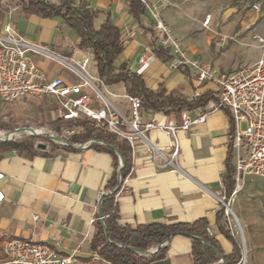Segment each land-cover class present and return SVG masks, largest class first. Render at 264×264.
Returning <instances> with one entry per match:
<instances>
[{
  "label": "crops",
  "instance_id": "0c3cea01",
  "mask_svg": "<svg viewBox=\"0 0 264 264\" xmlns=\"http://www.w3.org/2000/svg\"><path fill=\"white\" fill-rule=\"evenodd\" d=\"M70 1L95 9L98 12L95 26L110 17L123 38V49L114 61L115 67L124 66L140 74L147 88L161 91L164 96L188 99L196 88L201 93H212L217 89L208 81L196 86L195 79L188 75L186 68L172 69L167 60L152 51L150 33L144 29V26L153 29L148 13L139 23L129 14L126 0ZM162 18L167 24L163 14ZM6 24L26 39L52 49L70 63L88 59V65L93 63L98 76L93 53L88 48L77 46V34L60 15L44 17L23 11L17 0H0V35ZM205 30L206 40H209L213 36L212 30ZM184 44L191 49V56L211 63L224 73L239 69L237 65L241 63L250 65L258 57L257 54L252 61L249 57L244 61L236 58L227 62L220 55L213 57L206 51L201 52L192 40L185 39ZM144 50L153 53L155 58L139 72L138 60ZM34 61L47 78L60 75L64 79L78 81L61 61L39 55L34 56ZM107 88L125 92L122 83L107 85ZM116 106L128 114L125 100L118 101ZM202 108L187 110L191 117H195ZM166 110L142 109L141 121L145 122L151 116L178 124L180 114ZM231 126L229 111L219 109L208 113L203 123L190 126L186 132L178 129L179 153L174 165L165 163L163 158L154 159L143 142L136 140L129 171L113 194L116 222L132 228L150 223H192L204 219L212 230V235H208L215 241V249L223 255L230 254L231 243L217 229V212L221 205L216 194H221L224 188L223 177L229 154L233 167ZM146 136L165 153L169 151V137L165 131L150 129ZM66 147L59 146L53 153L32 154L0 149V170L3 173L0 180V192L3 194L0 200V252L7 238H30L55 247L61 254L74 253L69 264H110L91 249L90 240L98 221L99 199L117 185L118 157L116 162V153L109 152L106 148L110 147L100 143L83 149ZM113 176L116 185L108 189L107 184ZM192 238L184 233L170 236L163 244L165 257L150 264H194L190 254Z\"/></svg>",
  "mask_w": 264,
  "mask_h": 264
},
{
  "label": "built area",
  "instance_id": "2783aa9c",
  "mask_svg": "<svg viewBox=\"0 0 264 264\" xmlns=\"http://www.w3.org/2000/svg\"><path fill=\"white\" fill-rule=\"evenodd\" d=\"M140 1L152 20L157 44L168 49L169 67L186 68L188 75L195 79L196 86L204 81L217 86L211 93V98L195 117H191L188 110L183 109L178 124L172 120H156L151 116L142 122L140 97L109 90L98 76L87 72L88 59L80 63H70L52 49L26 39L10 24L4 26L3 34L0 35V100L13 102L26 96H49L56 103L58 118L63 122L76 123L82 120L98 130L126 140L131 149V159L134 157L135 141L141 140L146 151L150 152L154 159L163 158L165 163L171 165H174L179 153L177 130L186 132L190 126L203 123L208 113L227 109L232 123L230 139L235 181L230 196H234L246 180L259 179L264 186V37L255 35L259 55L252 64L230 73L220 72L211 63L191 56L174 37L160 15V6L166 1L162 0L158 5L148 0ZM262 2L264 0H254L251 10L258 12ZM210 19L211 14H206L202 24L207 26ZM36 55L63 62L78 81L73 82L60 75L47 78L34 61ZM154 58L153 53L144 50L138 60L139 72ZM95 82L102 86V89ZM104 93L125 100L128 104V114L121 111ZM200 94L196 88L189 99H196ZM150 129H159L167 133L169 137L167 153L162 147L148 140L146 131ZM94 143L107 142L90 137L74 144L87 146ZM2 178L3 173L0 170V180ZM2 198L3 194L0 192V200ZM216 198L223 206L224 213L228 214L230 208L225 202L228 197L224 188L221 194H216ZM105 217L106 215L101 214L97 219L103 223ZM206 232L212 235L209 226L206 227ZM160 244L163 246L164 242ZM156 248L157 244L147 250L153 254ZM73 258L74 253L61 254L55 247L30 238H7L3 241L0 252V264H69Z\"/></svg>",
  "mask_w": 264,
  "mask_h": 264
},
{
  "label": "trees",
  "instance_id": "16d2710c",
  "mask_svg": "<svg viewBox=\"0 0 264 264\" xmlns=\"http://www.w3.org/2000/svg\"><path fill=\"white\" fill-rule=\"evenodd\" d=\"M21 4L23 11L35 13L44 17L60 15L67 25L75 31L78 36L77 46L88 48L93 53L96 63L97 75L105 85L122 83L126 93L137 95L142 101V109L145 111H158L161 109H171L176 114H180L183 109H196L204 107L211 98L210 92H203L196 99L186 97L164 96L161 91H153L147 88L142 76L136 72L126 69L124 66L115 67L114 61L123 49V38L120 29L113 24L110 17H107L99 26H95L94 21L98 15L95 9L89 8L85 4H74L70 0H60L59 3H48L45 0H17ZM129 14L139 23L147 13L140 0H126ZM150 33V47L154 53L164 60L170 58L167 48L159 46L153 34V29L144 26ZM166 110V111H167ZM63 121L57 118L52 123L60 124ZM76 125L82 127L83 134L81 140L90 137L103 139L105 142L115 146L124 157V165L120 171L121 180L126 177L130 168V146L126 140L117 137L112 133L103 130H96L85 124V121H77ZM78 136H74L70 142L78 141ZM70 149V147H66ZM2 151L15 149L26 151L32 154L27 143L23 141L0 142ZM109 152L112 149L106 148ZM114 153V152H113ZM115 161L117 162V156ZM230 154L227 159L226 173L223 177L224 192L229 197L235 186L233 178L234 169L230 164ZM116 185V178L113 176L107 184L108 189ZM113 194L103 198L101 211L108 214L104 222L100 220L96 223L95 232L90 240V247L101 258L109 261L110 264H150L152 261L165 257L166 248L161 246L151 255H146L139 251L162 243L176 233H184L189 236H198L200 239L192 238L191 259L194 264H232L238 263L241 257V250L236 240L226 227L223 218L224 208L220 207L217 212V229L225 236L232 245V252L227 255L222 254V258L212 249L216 248V243L206 232L207 223L204 219H198L192 223H150L136 227L121 226L116 222V206L113 204ZM222 259V261H221ZM221 261V262H220Z\"/></svg>",
  "mask_w": 264,
  "mask_h": 264
},
{
  "label": "rangeland",
  "instance_id": "374dc122",
  "mask_svg": "<svg viewBox=\"0 0 264 264\" xmlns=\"http://www.w3.org/2000/svg\"><path fill=\"white\" fill-rule=\"evenodd\" d=\"M148 1L156 5L162 2V0ZM163 1L166 3L160 6L161 18L163 14L172 34L188 52L191 49L184 44L185 39L195 42L201 52L206 51L213 57L220 55L227 62L236 58L244 61L249 57L252 61L257 54L259 55L255 35L264 37V2L260 10L254 12L251 10L254 0ZM208 13L211 14V19L209 24L204 26L202 22ZM205 29L212 30L213 36L209 40H206L207 31ZM253 52H255L254 55ZM244 64L237 65V68ZM87 72L96 76L92 62L87 66ZM95 84L102 89L98 83L95 82ZM104 94L115 105L122 100L111 97L107 93ZM57 118L56 103L49 96H26L13 102L0 100V131L4 135L20 127L48 130L46 133L36 135L18 133L8 140L23 141L34 152L53 153L55 148L62 146L49 137L50 132L67 142H70L74 136H78V141L71 142L73 144L82 142V127H78L74 122L53 124L52 122ZM93 128L94 133L97 129ZM5 137L2 136V138ZM41 146L46 149H41ZM225 202L230 208L228 214L224 213L226 227L241 250L238 264H264V186L262 182L259 179L246 180L237 193L228 197ZM237 220L240 222L243 234L240 232Z\"/></svg>",
  "mask_w": 264,
  "mask_h": 264
},
{
  "label": "water",
  "instance_id": "95a60500",
  "mask_svg": "<svg viewBox=\"0 0 264 264\" xmlns=\"http://www.w3.org/2000/svg\"><path fill=\"white\" fill-rule=\"evenodd\" d=\"M25 128H30V129H33V128H31V127H20V128H16V129H14V131H18V130H20V129H25ZM35 130H33V132L31 131L30 133L31 134H37V133H35L34 132ZM49 137L52 139V140H54V141H57V142H59L60 144H62V145H65V146H68V147H71V148H75V149H83V148H87V147H89V146H91V145H87V146H84V145H80V144H73V143H71V142H67L65 139H63V138H61L60 136H52V135H49ZM10 138L9 137H5V138H1L0 139V142H4V141H8ZM59 140H61V141H59ZM105 145H108L116 154H117V157H118V168H117V172H118V182H117V185H116V187L114 188V190H112V192H115L119 187H120V185H121V183H122V180H121V175H120V171H121V169H122V167H123V165H124V157H123V155L121 154V152L115 147V146H113V145H111V144H109V143H105ZM43 146H41V148H42ZM108 194H110V193H105V194H103L101 197H100V199H99V215H101L102 214V212H101V205H102V201H103V198L106 196V195H108ZM192 237H195V238H198V239H200L205 245H207V246H209V243H207V242H205L202 238H200V237H198V236H192ZM159 247H161V244L159 243V244H157V248H156V251L158 250V248ZM212 249L220 256V258H222V254L219 252V251H217L215 248H213L212 247ZM139 251H141V252H144V253H150V254H152L149 250H147V249H140ZM155 253V252H154ZM153 253V254H154ZM243 256H244V253L242 254V258H243Z\"/></svg>",
  "mask_w": 264,
  "mask_h": 264
},
{
  "label": "bare ground",
  "instance_id": "6f19581e",
  "mask_svg": "<svg viewBox=\"0 0 264 264\" xmlns=\"http://www.w3.org/2000/svg\"><path fill=\"white\" fill-rule=\"evenodd\" d=\"M33 130H35L34 132L35 133H37V134H39V133H46L47 131H41L40 129H38V128H33V129H30V128H25V129H20V130H18V131H14V130H12V131H8V132H6L5 133V135L3 134V132H1L0 131V139L2 138V136H6V137H9V138H11V137H13V136H15V135H18V133H30L31 131L33 132ZM50 134L52 135V136H57V135H55L54 133H52V132H50ZM36 135V134H35ZM18 137V136H17ZM58 141V140H57ZM59 141H61V140H59ZM237 222H238V225H239V229H240V232L243 234V230H242V227H241V225H240V222L237 220Z\"/></svg>",
  "mask_w": 264,
  "mask_h": 264
}]
</instances>
